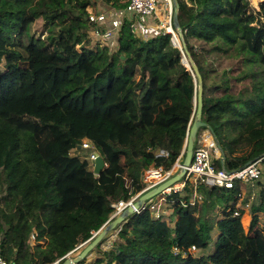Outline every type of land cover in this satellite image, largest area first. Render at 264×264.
Masks as SVG:
<instances>
[{
	"label": "trees",
	"instance_id": "obj_1",
	"mask_svg": "<svg viewBox=\"0 0 264 264\" xmlns=\"http://www.w3.org/2000/svg\"><path fill=\"white\" fill-rule=\"evenodd\" d=\"M127 2L0 0V251L8 262L62 264L116 219L112 204L145 188L148 168L183 164L199 93L182 63L185 50L202 77V121L221 151L216 166L224 159L226 170H239L264 156V1L255 9L249 0H175L182 50L170 34L135 36L127 22L114 48H91V10ZM85 140L106 165L98 178L72 155ZM190 186L200 204L167 197L178 217L173 227L149 209L129 215L108 250L111 234L95 247L94 264H264V178L248 231L245 210L234 216L238 186Z\"/></svg>",
	"mask_w": 264,
	"mask_h": 264
},
{
	"label": "built area",
	"instance_id": "obj_2",
	"mask_svg": "<svg viewBox=\"0 0 264 264\" xmlns=\"http://www.w3.org/2000/svg\"><path fill=\"white\" fill-rule=\"evenodd\" d=\"M250 1V0H249ZM174 0H128L123 8H107L99 13L90 12L89 22L93 25L91 30V37L93 38V45L106 44L114 48L117 44L119 32L123 25L127 22L130 29L135 36L148 40L152 34L163 33L173 35L174 30ZM103 43V44H102ZM202 142L200 146L193 150L192 161L186 168V175L177 184L165 190L158 195L156 200L150 199L145 204L136 210L137 214L149 209L155 219H164L170 217L174 211L173 204L167 201V197L174 194L184 195L188 185L191 183L195 189L197 185L204 184L210 188L233 190L239 187L241 198L243 195V184H249L254 187L255 183L264 178V156L257 160L248 163L245 167L239 170L228 171L224 167V159H222V167L216 166V160L221 157V151L216 142L213 132L206 128L202 132ZM75 150L91 151L89 166L96 178L99 177L100 172H96L95 163L101 155L98 153L94 145L88 140L83 141L82 145ZM74 151V150H73ZM167 156V153L162 152ZM88 161V163H89ZM104 166H106L104 164ZM173 170L166 171L163 168H156L154 166L148 168L144 173L145 188L133 196L129 201H120L112 204L114 212L111 220L120 216L128 207L133 206L134 202L147 191L157 187L171 178ZM194 197L190 202L182 201L184 207L188 204H200L202 198L196 191ZM245 207L249 208L250 203H246ZM239 212L235 211L234 216H239ZM119 232L116 231V235ZM95 235V234H94ZM0 233V240H1ZM37 233L34 231L31 234L30 244L35 245ZM77 250V249H76ZM75 250V251H76ZM189 253L196 254L197 248L195 246L189 249ZM0 264H16L8 262L0 251ZM57 264V263H55Z\"/></svg>",
	"mask_w": 264,
	"mask_h": 264
},
{
	"label": "water",
	"instance_id": "obj_3",
	"mask_svg": "<svg viewBox=\"0 0 264 264\" xmlns=\"http://www.w3.org/2000/svg\"><path fill=\"white\" fill-rule=\"evenodd\" d=\"M175 2V0H174ZM174 26L178 29L179 35L182 36V32L179 28L178 24V14H177V7H175V12H174ZM173 45L180 50H182L181 46H176L175 42L173 41V37L171 39ZM185 46V44H184ZM188 57L191 61V66H188L185 64V59ZM183 64L185 66L192 70L194 72L193 76L197 77L198 82H199V93H198V99H197V111H196V120L194 121L189 138L186 143V158L183 162V164H177L176 166L179 167L180 173L169 178L167 181L164 183L158 185L157 187L147 191L146 193L142 194L133 204V206L128 207L120 216H118L116 219L109 221L106 225L101 228V230L97 233H95L94 237H96L93 241L91 242H86L84 243V248L82 251H80L76 256L74 257H67L62 264H80L94 249L95 247L107 236L110 235L113 232L118 231L117 228L122 226L125 223V219L129 215H133L136 213V210H138L140 207H142L146 201L160 195L163 193L165 190L171 188L175 184H177L182 178L185 177L186 175V168L190 165L192 161V156H193V150L195 146V141L197 138V133L200 128L206 127L210 129V127L202 121V109H203V88H202V77L199 73L197 65L193 62L190 53L185 50L183 52ZM211 130V129H210ZM103 159L99 157L95 163V169L96 172H100L101 169L104 167ZM59 262H57L58 264Z\"/></svg>",
	"mask_w": 264,
	"mask_h": 264
},
{
	"label": "rangeland",
	"instance_id": "obj_4",
	"mask_svg": "<svg viewBox=\"0 0 264 264\" xmlns=\"http://www.w3.org/2000/svg\"><path fill=\"white\" fill-rule=\"evenodd\" d=\"M264 0H250V3L252 4V6L255 8V9H257L258 7H259V4L261 3V2H263ZM93 13H95V12H93ZM256 25H258L259 27H261L262 26V21L260 20V21H257L256 23H255ZM42 30H43V26H42V23L40 22V21H38L34 26H33V33L34 34H36L37 36H40V34L42 33ZM103 44V43H102ZM193 45H195V46H197V47H202V45H204L203 43H200V42H196V41H193ZM208 61H209V63H213V62H215V58H214V56H208ZM235 75L237 76V75H239V74H237V73H235ZM242 81H239V83H241ZM90 153H91V151L89 150V151H87V150H74L73 152H72V155L73 156H75V157H79L82 161H89L88 160V158L90 157ZM179 164V163H178ZM89 165H91L90 164V161H89ZM90 168H91V166H89ZM179 169V167L178 166H174V168H172L171 170H173V173L175 172V169ZM173 175V174H172ZM172 177V176H171ZM244 186L246 185V184H243ZM244 191H245V197L243 198H240V200H239V202H238V205H237V211L238 212H240V210L242 209V208H244L245 209V213H244V215L242 216V224H243V226H244V229H245V231H248L249 230V226H250V223H251V220H252V216H251V214H250V207L249 208H247V207H245V205H246V203H250V206H251V204L252 203H254L256 200H257V191H258V189H257V187H255V188H253V187H246V189H244ZM255 193V195H254V198H253V194ZM158 197L156 196V197H154L153 198V200H156ZM230 202H232V200H230ZM209 216L211 217V218H213V219H220L221 217H222V215H221V213H217V215H212V214H209ZM172 227L174 226V225H171ZM258 227L261 229V230H263L264 231V216L263 215H261V218H260V222H259V225H258ZM216 236H217V232L215 231V232H213V234H212V241H214L215 239H216ZM116 238H117V235H116V232H113V233H111V235L108 237V241H107V243L102 247L103 249H104V247L105 248H110V244L112 243V242H114L115 240H116ZM84 248V245H80L78 248H77V250L76 251H74V253L72 254V256H70V257H74V256H76L80 251H82V249ZM211 248H209V250H210ZM209 250H206V251H204V252H202V253H204V254H208L209 252ZM197 252H198V250H197Z\"/></svg>",
	"mask_w": 264,
	"mask_h": 264
},
{
	"label": "crops",
	"instance_id": "obj_5",
	"mask_svg": "<svg viewBox=\"0 0 264 264\" xmlns=\"http://www.w3.org/2000/svg\"><path fill=\"white\" fill-rule=\"evenodd\" d=\"M107 8H111V7H107ZM102 9H104V6H101L100 9H99V11H98L97 13H99ZM91 12H93V11L91 10ZM246 187L249 188V187H251V186H250L249 184H246L245 186L242 185V189H243V195H242V197H243V198L245 197V191H244V189H246ZM255 187H256V183H255V185H254L253 188H255ZM189 189H191V191H192V189H194V187L190 186ZM194 193H195V192H193V193H188V190L186 189V191L184 192V195L181 197V198H182V201H183V200H186L188 196H189V198L192 200L193 197H194ZM189 194H191V195H189ZM192 194H193V195H192ZM254 195H255V193L252 195L253 198H254ZM186 201H187V200H186ZM169 203H170V202H169ZM237 205H238V204H237ZM242 209H244V208H242ZM244 210H245V209H244ZM236 211H237V209H236ZM239 213H240V212H239ZM177 220H178V217H177V216H174L173 213H172V215H171L170 217L166 218V221H169V222L171 223V225H175V223L177 222ZM171 221H172V222H171ZM108 249H109V248H105V247H104V250H108ZM73 253H74V252L70 253L68 256H69V257L72 256ZM68 256H67V257H68ZM99 256H100L99 252L96 251V250H93V252L88 256L87 261L84 262L83 264H94L95 260H96Z\"/></svg>",
	"mask_w": 264,
	"mask_h": 264
},
{
	"label": "bare ground",
	"instance_id": "obj_6",
	"mask_svg": "<svg viewBox=\"0 0 264 264\" xmlns=\"http://www.w3.org/2000/svg\"><path fill=\"white\" fill-rule=\"evenodd\" d=\"M173 41L175 42L176 46L182 47V42L176 33L173 35ZM185 64L191 66V61L188 57L185 59Z\"/></svg>",
	"mask_w": 264,
	"mask_h": 264
}]
</instances>
